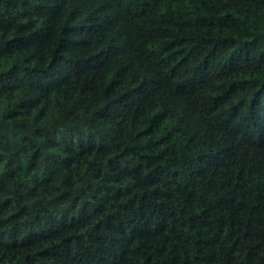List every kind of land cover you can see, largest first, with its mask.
Wrapping results in <instances>:
<instances>
[{"label":"trees","instance_id":"obj_1","mask_svg":"<svg viewBox=\"0 0 264 264\" xmlns=\"http://www.w3.org/2000/svg\"><path fill=\"white\" fill-rule=\"evenodd\" d=\"M0 264H264V0H0Z\"/></svg>","mask_w":264,"mask_h":264},{"label":"clouds","instance_id":"obj_2","mask_svg":"<svg viewBox=\"0 0 264 264\" xmlns=\"http://www.w3.org/2000/svg\"><path fill=\"white\" fill-rule=\"evenodd\" d=\"M17 94L19 93L17 92ZM236 103H238V101ZM147 127L148 125H143V127H141L139 131H143L144 128H147ZM105 131H107V129H105ZM148 138H151V134H146V138L143 141L147 143ZM239 138H240L239 135H236L233 143L238 144ZM73 139L74 141H76L74 145L76 147L83 146L85 153H87L86 157L81 161L82 167L79 170V177L82 179H80L78 183L73 185L74 189H80V191H77L75 195H73L72 191L68 192L69 197H72V199L75 200V204L73 207V210H75L77 207L82 206L86 201L94 202L92 200V195H90V193L92 192V188L88 187L87 190L85 191L81 188V186L82 185H94V184L99 183L103 179L104 173L107 171L109 162L119 161L121 165H124L130 160L139 162V157L134 156L132 154L124 153L122 148L117 149L115 147L113 148V150H110L106 152L105 154H103L102 156L98 157L97 151L94 150L96 149V147L89 148L87 147L86 144L81 145L79 143V139H80L79 134L74 135ZM157 139H159V137H157ZM216 139H219V137H217ZM200 154H203V153H200ZM196 159H197L196 156L192 157V161H196ZM96 163H99L101 165L99 169V175H92V172H95L96 170L94 168H92L91 172L89 170L91 166ZM181 163H184V161H181ZM153 167H167V165L154 163ZM151 170L152 168H147L144 171V173L147 174V172ZM179 170L180 169H171V171H179ZM34 174H36V172H34L33 175ZM169 179L170 180L172 179L171 176H169ZM107 183L109 185H114L115 188H122V187H128V186L134 185L135 180L128 178L126 180H123L122 182L107 181ZM155 188H156V185L153 184L152 186H150L149 190H155ZM47 199L51 200L53 199V197H48ZM108 201H110V203H107V207L109 210L105 212L103 215H97L96 218L93 220V226L103 224L106 221L107 217L109 216L115 217L117 213H120L121 206L127 204V199L116 200V199H112L111 196H109ZM157 203H160V200H157ZM12 214H13L12 212H9L7 215H5V218H7L8 216ZM225 220H226V224L230 222L227 217H225ZM153 221L155 223L159 222L157 219ZM155 223L153 224V227L155 226ZM194 234H195L194 230H190L188 227L187 216H181V215L176 216V222H172V220L168 219L166 221V231L163 233L164 236L172 238L169 241V243L183 242L185 237H192L194 236ZM177 237H179V241L176 239Z\"/></svg>","mask_w":264,"mask_h":264}]
</instances>
